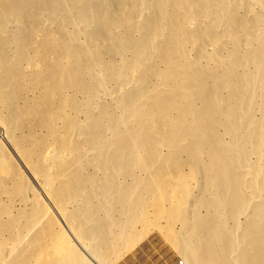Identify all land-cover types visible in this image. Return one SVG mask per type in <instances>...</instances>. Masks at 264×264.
<instances>
[{
	"label": "bare ground",
	"instance_id": "obj_1",
	"mask_svg": "<svg viewBox=\"0 0 264 264\" xmlns=\"http://www.w3.org/2000/svg\"><path fill=\"white\" fill-rule=\"evenodd\" d=\"M152 230L264 264V0H0V264Z\"/></svg>",
	"mask_w": 264,
	"mask_h": 264
},
{
	"label": "crops",
	"instance_id": "obj_2",
	"mask_svg": "<svg viewBox=\"0 0 264 264\" xmlns=\"http://www.w3.org/2000/svg\"><path fill=\"white\" fill-rule=\"evenodd\" d=\"M147 247L145 246L143 250H148L149 253L141 252V250L131 257L124 259L125 261L122 260L123 262H115L114 264H185L184 262H177L176 255L170 249H164L160 253L157 252L155 254L152 252L153 249Z\"/></svg>",
	"mask_w": 264,
	"mask_h": 264
},
{
	"label": "rangeland",
	"instance_id": "obj_3",
	"mask_svg": "<svg viewBox=\"0 0 264 264\" xmlns=\"http://www.w3.org/2000/svg\"><path fill=\"white\" fill-rule=\"evenodd\" d=\"M157 232V233H156ZM154 235V236H153ZM151 238H150V237ZM153 236V237H152ZM158 236V237H157ZM155 237V238H154ZM147 238V240H146ZM150 240V241H149ZM143 242V243H142ZM155 242V243H154ZM141 243V244H140ZM138 243L133 249H131V251H129L125 256H123V259L121 258L119 261L117 262H121L122 260H124V258H128V256H132L133 254L138 253L139 251L142 250V252H146L149 253V251H144L143 248H145V246H148L147 248H151L153 249L152 252H154L155 254L158 252L160 253L161 250L164 249H170L172 251L173 254L176 255V259L177 262H184L183 259L180 257V254L178 252H176V249H174L173 247H171L168 242L164 239V237L162 236L161 233H159L157 230H152V233L150 232L149 234H147V236L140 242ZM146 243V244H145ZM154 243V244H153ZM145 245V246H144ZM136 248V249H135ZM141 249V250H140ZM139 250V251H138ZM135 251V252H132ZM133 254H132V253ZM131 253V254H130Z\"/></svg>",
	"mask_w": 264,
	"mask_h": 264
}]
</instances>
